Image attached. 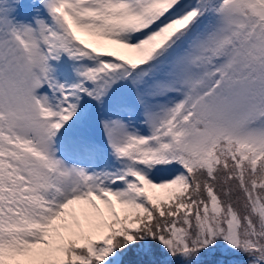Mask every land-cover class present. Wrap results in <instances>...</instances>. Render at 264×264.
Returning a JSON list of instances; mask_svg holds the SVG:
<instances>
[{
    "label": "snow or ice",
    "instance_id": "snow-or-ice-1",
    "mask_svg": "<svg viewBox=\"0 0 264 264\" xmlns=\"http://www.w3.org/2000/svg\"><path fill=\"white\" fill-rule=\"evenodd\" d=\"M0 264H264V0H0Z\"/></svg>",
    "mask_w": 264,
    "mask_h": 264
}]
</instances>
